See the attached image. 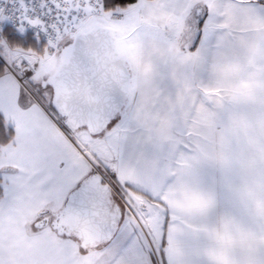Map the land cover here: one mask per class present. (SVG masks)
<instances>
[{
  "label": "snow or ice",
  "instance_id": "snow-or-ice-1",
  "mask_svg": "<svg viewBox=\"0 0 264 264\" xmlns=\"http://www.w3.org/2000/svg\"><path fill=\"white\" fill-rule=\"evenodd\" d=\"M0 264H264V0H0Z\"/></svg>",
  "mask_w": 264,
  "mask_h": 264
}]
</instances>
